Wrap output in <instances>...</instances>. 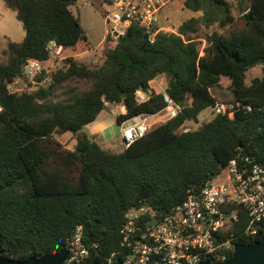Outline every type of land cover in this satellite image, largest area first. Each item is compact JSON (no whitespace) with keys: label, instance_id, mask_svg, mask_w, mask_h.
<instances>
[{"label":"trees","instance_id":"obj_1","mask_svg":"<svg viewBox=\"0 0 264 264\" xmlns=\"http://www.w3.org/2000/svg\"><path fill=\"white\" fill-rule=\"evenodd\" d=\"M1 1L25 32L21 42L8 43L7 61L0 63L1 254L25 260L57 253L82 226L83 242L97 245L86 264H102L122 249L120 230L132 208L145 206L162 217L201 192L238 154L264 162V0H233L242 27L228 34L219 30L237 21L230 0H182L201 15L182 22L177 33L159 32L151 41L133 24L115 43L107 40L102 64L88 67L71 56L64 67L39 73L36 89L17 92L8 85L24 78L30 61L49 60L51 41L72 50L87 37L71 10L80 0ZM213 26L219 30L206 34L201 50L195 35ZM257 66L263 75L247 85V72ZM162 75L167 85L157 92L151 82ZM214 87L232 93L233 108L185 130L186 122H199L216 106ZM165 95L182 111L119 152L82 133L107 105L124 109L119 125L160 114ZM65 133L77 136L72 150L55 138ZM263 234L264 222L258 235L235 244H253Z\"/></svg>","mask_w":264,"mask_h":264},{"label":"built area","instance_id":"obj_2","mask_svg":"<svg viewBox=\"0 0 264 264\" xmlns=\"http://www.w3.org/2000/svg\"><path fill=\"white\" fill-rule=\"evenodd\" d=\"M87 5L90 0H83ZM105 6L104 17L108 25L105 37L115 43L124 36L131 25L136 24L150 35L151 41L161 32L157 26L163 7L175 0H94ZM49 60L64 56L66 51L51 41ZM44 63L32 60L26 70L41 73ZM44 81H48L45 78ZM19 78L8 85L17 92ZM144 95L139 100H144ZM161 112L166 120L175 118L181 107L167 95ZM233 103H217L212 110L223 113L233 108ZM1 110V108H0ZM154 115L137 116L123 128L124 146L143 137L151 128ZM126 123V122H125ZM130 133V134H129ZM220 175L203 187L199 193L172 207L162 217H156L153 209L141 206L132 208L122 226L121 247L104 258L102 264H199L226 261L233 251L235 240L255 237L264 222V162L238 154ZM151 220L155 223L149 224ZM83 227L77 226L67 241L68 258L63 264H86L91 248L83 242ZM121 255V257H120Z\"/></svg>","mask_w":264,"mask_h":264},{"label":"rangeland","instance_id":"obj_3","mask_svg":"<svg viewBox=\"0 0 264 264\" xmlns=\"http://www.w3.org/2000/svg\"><path fill=\"white\" fill-rule=\"evenodd\" d=\"M230 2L233 5V12L237 17L235 25L224 30H219L217 26H213L209 29L201 27L195 35L196 40L200 43L201 50H203L206 45L205 36L207 33H211L213 30H219L222 34H228L232 29H239L242 27V22L239 19L240 15L238 13L237 4L233 0H230ZM71 10L75 16L80 18L81 24L86 32L87 43L84 42L80 47H77L76 50H73L74 52L72 54L64 53V56H58L51 62L43 64L42 67L46 71H56L57 69L64 67L65 61L67 58L71 57L70 55H76V58L74 59H76L79 63L92 68L102 64L103 62V50L107 43L105 37L108 33V25L104 17L105 6L94 0L88 1L86 5L83 0H80L71 7ZM200 15V13L187 10L183 6L182 0H175L163 7L157 26L161 28V32L177 33V28L182 22L190 19L191 17H200ZM3 35H7L12 42H21L24 39L25 32L21 22L17 20L15 13L7 8L3 1L0 0V37ZM6 47H0V63L7 61V55L5 54ZM201 55H203V51L201 52ZM262 75V66L252 68L247 72L246 84L250 85L253 79L261 77ZM36 77L37 74L26 70L24 78H19V84L16 86L18 91L36 89L37 85H39ZM163 78L166 79L163 75L155 79L154 86L156 88L166 87L167 83L161 84V79ZM72 83L80 88L88 86V82L82 79H73ZM211 92L213 96L216 97L218 103H233V96L229 90L214 87L211 89ZM116 112H118V110ZM214 114L215 112L211 108L206 109L199 115V122H186L184 125L185 130H195L199 128L202 124L213 118ZM166 121V117H164L162 113L157 114L155 117L153 116L151 118L152 128ZM129 125L130 122L123 123L122 125H118L117 123L113 124L109 129V137L111 136L112 141L107 142L102 147L113 152L121 151L123 149L121 138L122 129H127ZM83 132H85L88 136H92L90 134L89 127H85ZM55 138L70 150L74 149L77 142V136L72 133L56 135ZM226 174L227 171L224 169L221 172V176L224 178Z\"/></svg>","mask_w":264,"mask_h":264},{"label":"water","instance_id":"obj_4","mask_svg":"<svg viewBox=\"0 0 264 264\" xmlns=\"http://www.w3.org/2000/svg\"><path fill=\"white\" fill-rule=\"evenodd\" d=\"M155 223L151 220L149 224ZM68 258L67 248L54 254H46L42 257H31L25 260L7 257L0 253V264H63ZM92 264H100L95 260ZM117 264H123L122 259L117 260ZM199 264H214L209 261H203ZM218 264H264V234L253 244H236L233 248L232 256Z\"/></svg>","mask_w":264,"mask_h":264},{"label":"crops","instance_id":"obj_5","mask_svg":"<svg viewBox=\"0 0 264 264\" xmlns=\"http://www.w3.org/2000/svg\"><path fill=\"white\" fill-rule=\"evenodd\" d=\"M9 42H12V41H11L10 38H8L7 35H3V36L0 37V45H1L0 47H6ZM6 49H7V47H6ZM63 49L66 51V53H70V54H72L74 52L73 50H76V49L70 50V49H65V48H63ZM70 56L76 58V55H70ZM45 63H49V62L47 61ZM161 80H162L161 81L162 82L161 84H165L166 83V79L163 78ZM154 84H155V80H153L151 82V87L154 88L157 92H162L163 90H165V87L164 88H161V87L160 88H156L154 86ZM116 109L118 110V112H116L117 111ZM121 112H124V109L121 106L107 105V108L104 109L99 114V116L96 119V121L93 122V123H91L90 125L86 126V127H89L90 128V134L95 137V140L101 146L105 145L107 142L112 141L111 140V136L109 137V131H110L109 129H110V127L113 124H115V123L118 124V122L116 120V117ZM155 116L156 115H154V117ZM82 133H85V132L82 131ZM121 138H122V144H123V148H124L125 146H124V139H123V129H122V136H121Z\"/></svg>","mask_w":264,"mask_h":264},{"label":"bare ground","instance_id":"obj_6","mask_svg":"<svg viewBox=\"0 0 264 264\" xmlns=\"http://www.w3.org/2000/svg\"><path fill=\"white\" fill-rule=\"evenodd\" d=\"M130 134V133H129Z\"/></svg>","mask_w":264,"mask_h":264}]
</instances>
